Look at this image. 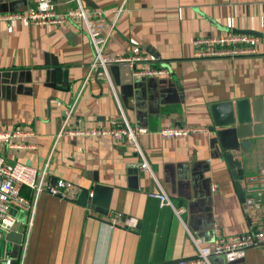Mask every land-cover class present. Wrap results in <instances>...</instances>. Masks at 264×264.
I'll return each instance as SVG.
<instances>
[{"label": "crops", "instance_id": "0c3cea01", "mask_svg": "<svg viewBox=\"0 0 264 264\" xmlns=\"http://www.w3.org/2000/svg\"><path fill=\"white\" fill-rule=\"evenodd\" d=\"M55 1L61 10L76 6ZM81 1L106 11L111 23L124 0ZM35 4L0 0V13H22ZM229 32L257 37L258 52L194 56L195 39ZM105 53L143 54L152 62L134 67L161 66L168 73L135 86L127 64L89 72L95 49L83 24L0 18V130L29 132L0 143V156L39 170L48 164L47 182L64 178L90 196L96 183L112 189L107 214L77 202L80 192L67 199L42 191L31 225L29 214L17 211L13 230L22 238L4 236L0 263L169 264L197 256L196 239L212 246L215 224L226 236L251 229L233 168L210 147V106L258 99L264 113V0H126ZM77 96L71 127H111L123 115L131 125L147 127L138 142L150 168L138 167L144 158L134 147L107 135L64 134L55 146L65 111ZM168 125L206 130L166 138L159 130ZM250 139L253 145L237 168L242 187L243 177L264 168V135ZM161 190L172 205L149 196ZM22 192L32 200L30 188ZM116 213L135 218L136 226L114 225ZM210 263L264 264V251L248 248L234 261L215 255Z\"/></svg>", "mask_w": 264, "mask_h": 264}, {"label": "built area", "instance_id": "2783aa9c", "mask_svg": "<svg viewBox=\"0 0 264 264\" xmlns=\"http://www.w3.org/2000/svg\"><path fill=\"white\" fill-rule=\"evenodd\" d=\"M35 6L22 13H0L3 19H25L37 25H64L70 22L83 24L95 49V57L90 66V71L102 68L105 72L111 64H127L132 68L133 77L162 76L168 70L161 66L134 67L135 63L144 62L150 64L152 60L143 54H132L127 56H110L105 53V46L111 38L117 20L124 11L125 2L113 12L112 22L107 20V12L102 9H94L83 4L81 0L76 6L61 10V4L55 0H34ZM259 39L253 35L229 32L224 35H212L199 37L194 40L195 57H235L239 55H250L258 52ZM78 100L75 98L72 106L65 111L62 126L55 139V146L64 134L98 136L107 135L117 143L132 146L144 158L143 151L139 145L138 138L141 134L149 131L147 127L133 126L123 115L121 123L111 127H71V115L73 107ZM78 122H81L80 120ZM205 131L204 127L187 125H168L159 130L163 137H184L196 131ZM24 130H0V143H10L14 137L27 135ZM140 169H149V163L144 160L138 164ZM48 164L39 170L31 165L20 162L11 163L5 157L0 156V242L5 234L12 231L18 224L19 218L13 214L14 209L27 212L31 225L36 210L37 197L42 191L59 195L67 199H76L80 187L70 180L58 178L51 182L46 181ZM243 187L246 193L245 206L249 210L251 229L237 235H223L218 224H215V239L213 245L202 244L201 239H196L198 255L188 259H180L169 264H211L210 257L219 255L229 261L241 259L245 256L248 248H261L264 251V168L253 175L243 177ZM23 187L30 188L34 196L29 200L22 192ZM149 196L160 201L161 205H172L171 199L163 191H150ZM177 213L179 211L177 210ZM135 218H123L121 213H116L112 218L115 225L136 226ZM0 264H11L6 260Z\"/></svg>", "mask_w": 264, "mask_h": 264}, {"label": "water", "instance_id": "95a60500", "mask_svg": "<svg viewBox=\"0 0 264 264\" xmlns=\"http://www.w3.org/2000/svg\"><path fill=\"white\" fill-rule=\"evenodd\" d=\"M131 77V75H130ZM145 77L136 78L134 85H141V80ZM140 79V80H139ZM138 80V81H137ZM258 99H238L237 101H222L212 103L210 106L212 114V125L210 126L211 137L210 147L224 164L233 168V175L241 195L246 197L241 186L237 168H241L243 153L250 150L253 145L251 137L264 135V113L259 106ZM130 172H137L136 168H131ZM112 189L108 186L96 183L93 187L92 195L90 191L84 189L80 192L77 202L89 205L90 208L107 214L109 210L110 195ZM21 241L22 233L12 230L5 234Z\"/></svg>", "mask_w": 264, "mask_h": 264}, {"label": "rangeland", "instance_id": "374dc122", "mask_svg": "<svg viewBox=\"0 0 264 264\" xmlns=\"http://www.w3.org/2000/svg\"><path fill=\"white\" fill-rule=\"evenodd\" d=\"M17 211H20V210L19 209H14L13 214L18 217V212Z\"/></svg>", "mask_w": 264, "mask_h": 264}]
</instances>
